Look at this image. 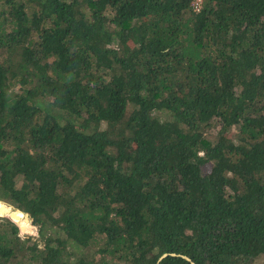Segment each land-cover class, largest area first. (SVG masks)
<instances>
[{"label": "trees", "instance_id": "16d2710c", "mask_svg": "<svg viewBox=\"0 0 264 264\" xmlns=\"http://www.w3.org/2000/svg\"><path fill=\"white\" fill-rule=\"evenodd\" d=\"M0 213V264L264 256V0H0Z\"/></svg>", "mask_w": 264, "mask_h": 264}, {"label": "rangeland", "instance_id": "374dc122", "mask_svg": "<svg viewBox=\"0 0 264 264\" xmlns=\"http://www.w3.org/2000/svg\"><path fill=\"white\" fill-rule=\"evenodd\" d=\"M195 1H198V0H194V2ZM19 182V184H20V180L18 181ZM6 206H8V207H10V208H12L13 210H16L13 206H11V205H9L8 203H6V202H4V201H2ZM0 215L2 216V215H7V214H1L0 213ZM26 216H27V219L28 220H30V218H29V215H27L26 214ZM30 224V223H29ZM20 227H21V225H20ZM39 232V231H38ZM33 234V235H36V234H34V233H37V232H30L29 231V229H27V230H25V231H22V233H21V236H23V237H25V235L24 234ZM38 234V233H37ZM46 234H48V231L45 233V235ZM83 255H85L86 256V258L87 259H94V261H95V263L94 264H101V262H103V260H105V258H107V257H105L104 258V256H102V255H100V254H97V252L95 251V249H93L92 248V250H91V253H89V252H85V253H83ZM83 255H81V256H83ZM92 256H94V257H92ZM109 263L110 264H118L116 261H110L109 260ZM252 264H264V256H260V257H258L257 259H256V261L254 262V263H252Z\"/></svg>", "mask_w": 264, "mask_h": 264}, {"label": "flooded vegetation", "instance_id": "af4514ba", "mask_svg": "<svg viewBox=\"0 0 264 264\" xmlns=\"http://www.w3.org/2000/svg\"><path fill=\"white\" fill-rule=\"evenodd\" d=\"M168 255H172V256H177V253H175V252H172V253H164L161 257H160V261L162 260V259H164L165 257H167ZM182 257L185 259H188L189 261H191L192 259L191 258H189L188 256H185V255H182ZM191 262H193V261H191ZM193 264H195V262H193Z\"/></svg>", "mask_w": 264, "mask_h": 264}, {"label": "built area", "instance_id": "2783aa9c", "mask_svg": "<svg viewBox=\"0 0 264 264\" xmlns=\"http://www.w3.org/2000/svg\"><path fill=\"white\" fill-rule=\"evenodd\" d=\"M201 2H202V0H198V1H195V2H194L195 5H196V7H197V10H198V8H199Z\"/></svg>", "mask_w": 264, "mask_h": 264}, {"label": "water", "instance_id": "95a60500", "mask_svg": "<svg viewBox=\"0 0 264 264\" xmlns=\"http://www.w3.org/2000/svg\"><path fill=\"white\" fill-rule=\"evenodd\" d=\"M25 228H23L22 226H21V230L22 231H25V230H27V226H24ZM34 228H32V230H33Z\"/></svg>", "mask_w": 264, "mask_h": 264}]
</instances>
